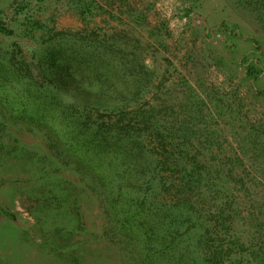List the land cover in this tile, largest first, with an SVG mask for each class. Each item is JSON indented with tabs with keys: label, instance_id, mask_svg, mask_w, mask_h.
<instances>
[{
	"label": "rangeland",
	"instance_id": "374dc122",
	"mask_svg": "<svg viewBox=\"0 0 264 264\" xmlns=\"http://www.w3.org/2000/svg\"><path fill=\"white\" fill-rule=\"evenodd\" d=\"M1 28L0 264H140L45 129L71 120L135 143L114 188L145 204L166 182L197 264H264V0H0Z\"/></svg>",
	"mask_w": 264,
	"mask_h": 264
},
{
	"label": "trees",
	"instance_id": "16d2710c",
	"mask_svg": "<svg viewBox=\"0 0 264 264\" xmlns=\"http://www.w3.org/2000/svg\"><path fill=\"white\" fill-rule=\"evenodd\" d=\"M0 31L4 33L6 30L1 28ZM57 54L61 55L58 50L54 48L52 50H44L39 57H41V59L49 56H52L51 58H56L58 57ZM48 103L49 102H46L45 106H48ZM51 103L52 102H50V104ZM61 115L62 113L60 116ZM62 119L65 121V117ZM67 124L69 125L67 129L63 128L61 132H56L53 126L44 123L46 130L50 132L54 131L55 138L57 139L54 141L58 143L62 142L72 151L71 156H74V159L75 157L76 159L78 158L77 161L74 160V163L77 162V164L86 165L89 168V174L100 184L99 187L101 188H99L97 192L99 197L101 199L112 200L110 203H104L102 205L103 209L108 213V221L111 218L114 232L117 235L123 239L134 242L135 253L136 256L139 257L140 264L203 263L204 261H202L201 254L197 249V247H199L197 239H200L197 229L190 230L184 235V241L186 242L184 247H182V242L181 244L170 243V238L173 233L183 229V227L186 226V222L179 220L183 212L174 205H168L163 199L167 191L166 182L163 180H155L153 187L154 196L145 194V204L131 202L130 199H135V197L131 198V191H123L122 189L116 190L114 188L115 185L110 175V169L114 168V162L111 157L113 154H118V158L123 157L127 159L128 167L133 166L132 158L134 155L135 143L120 139L116 130L114 132L110 131L105 133L100 127L85 126L80 120H71L68 121ZM75 152L78 153L76 154ZM81 154L83 156H81ZM145 169L146 166H143L141 171L143 177L139 175L137 180L150 177L151 174H147ZM118 195L121 196L123 200L114 203ZM139 197L140 196H137L136 198ZM108 221L106 220L105 223L106 228L110 227V224H112ZM100 230L101 229H98L96 232ZM168 243L171 244L170 248L168 247ZM71 250L73 251L65 254V258L69 261L75 260L79 262L77 260L76 250Z\"/></svg>",
	"mask_w": 264,
	"mask_h": 264
}]
</instances>
